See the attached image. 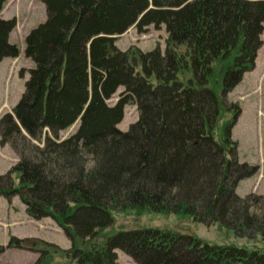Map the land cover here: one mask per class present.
Wrapping results in <instances>:
<instances>
[{"label":"trees","instance_id":"obj_1","mask_svg":"<svg viewBox=\"0 0 264 264\" xmlns=\"http://www.w3.org/2000/svg\"><path fill=\"white\" fill-rule=\"evenodd\" d=\"M40 1L46 20L25 42L34 68L14 116L0 119V145L20 157L0 176V197H18L29 218L51 219L72 243L61 251L40 242L35 264H50L58 252L72 264H117V250L139 264H264V252L172 230L105 234L114 212L136 210L264 238V214L256 210L264 196L236 194L239 182L257 173L237 159L238 106L227 105L234 117L224 142L213 136L221 112L214 87L221 83L225 97L255 67L264 0ZM133 26L139 33L165 26V53L120 51L114 37ZM15 27V20H0V62L19 55L9 43ZM120 88L118 103L108 105ZM135 103L139 120L122 132L124 108ZM77 121L76 133L60 142ZM21 128L39 141L46 131L45 146ZM11 247L26 249V241L13 238Z\"/></svg>","mask_w":264,"mask_h":264},{"label":"rangeland","instance_id":"obj_2","mask_svg":"<svg viewBox=\"0 0 264 264\" xmlns=\"http://www.w3.org/2000/svg\"><path fill=\"white\" fill-rule=\"evenodd\" d=\"M0 20H15L16 27L10 34L9 43L16 46L19 52L18 57L6 58L0 62L1 119L7 114L14 116V109L24 93L29 71L34 68V64L25 55L26 38L46 20V9L40 0H8L0 10ZM167 38L165 26L160 29L151 26L144 33H139L133 26L116 38L115 45L122 52H127L130 47H135L142 53L152 52L159 47L165 51ZM262 41L261 50L259 49L260 52L256 57L255 69L247 74L244 82L242 79L239 83L240 87L238 85L225 97L221 83L214 87L221 102L220 117L213 128L215 141L218 144L224 142L225 126L233 120L234 111L229 110L228 106H238L242 114L238 117L239 124L232 138V141L238 144L237 159L240 164L256 165L257 168L254 176L240 184L238 194L241 197L248 195L250 190L264 196V33ZM123 91L124 88H120L113 99L109 100V105L117 103ZM139 116L136 103L125 106L124 119L118 124V129L127 132L130 126L139 120ZM78 125L79 121L67 131L61 132L60 142L75 134ZM21 130L28 141H32L40 148L45 146L46 131L39 141L30 138L22 128ZM19 161L20 157L10 144L0 145V176L9 173ZM14 180V185H18L17 174L14 175ZM256 210L258 214H264V206H258ZM113 215L115 223L105 232L106 236H113L120 231L158 228L193 235L212 245L236 246L249 252H264V238L260 236L256 239L239 238L233 230L221 228L219 225L208 228L186 217L140 213L136 210L117 211ZM13 238L21 242L26 241V249L9 248ZM40 242L58 247L61 251H68L72 247L66 233L51 219L32 220L27 216L26 208L18 198L14 197L8 201L0 197V249L3 250L0 252V264H35L39 258ZM75 242L77 247H81L80 242ZM86 246L89 245L84 247ZM116 253L117 264H139L121 251ZM50 264H72V262L67 260L63 253L58 252L51 255Z\"/></svg>","mask_w":264,"mask_h":264},{"label":"bare ground","instance_id":"obj_3","mask_svg":"<svg viewBox=\"0 0 264 264\" xmlns=\"http://www.w3.org/2000/svg\"><path fill=\"white\" fill-rule=\"evenodd\" d=\"M117 37H118V36H115L114 39L117 38ZM127 106H128V105H127ZM112 107H113V106H112ZM123 119H124V118H123ZM79 120H80V119H79ZM122 121H123V120H122ZM117 128H118V126H117ZM15 198H18V197H15ZM18 199H19V198H18ZM117 257H118V256H117Z\"/></svg>","mask_w":264,"mask_h":264}]
</instances>
